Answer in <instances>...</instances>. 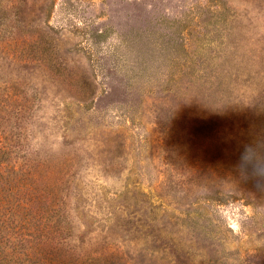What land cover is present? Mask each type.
Segmentation results:
<instances>
[{
    "label": "rangeland",
    "instance_id": "1",
    "mask_svg": "<svg viewBox=\"0 0 264 264\" xmlns=\"http://www.w3.org/2000/svg\"><path fill=\"white\" fill-rule=\"evenodd\" d=\"M257 176L264 0H0L1 244L264 264Z\"/></svg>",
    "mask_w": 264,
    "mask_h": 264
},
{
    "label": "trees",
    "instance_id": "2",
    "mask_svg": "<svg viewBox=\"0 0 264 264\" xmlns=\"http://www.w3.org/2000/svg\"><path fill=\"white\" fill-rule=\"evenodd\" d=\"M4 178L1 177L0 180ZM4 217L0 216V223H3ZM0 233V238H1ZM15 237H21V233L15 231ZM0 239V264H16L20 259L25 256L33 257L39 262V264H94L99 257L92 256H80L76 255L75 258H72L73 250L66 247H54L50 250H45L34 246L32 244H23V242L11 243L9 245L1 244ZM17 244L24 246L23 248H18ZM10 248V249H8Z\"/></svg>",
    "mask_w": 264,
    "mask_h": 264
},
{
    "label": "clouds",
    "instance_id": "3",
    "mask_svg": "<svg viewBox=\"0 0 264 264\" xmlns=\"http://www.w3.org/2000/svg\"><path fill=\"white\" fill-rule=\"evenodd\" d=\"M248 167L251 168L252 166L249 165ZM257 179L264 180V177L257 176Z\"/></svg>",
    "mask_w": 264,
    "mask_h": 264
}]
</instances>
